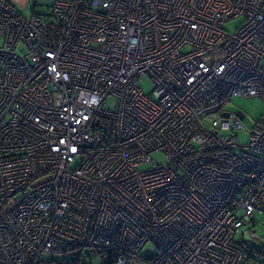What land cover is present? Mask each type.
<instances>
[{"label":"built area","instance_id":"built-area-1","mask_svg":"<svg viewBox=\"0 0 264 264\" xmlns=\"http://www.w3.org/2000/svg\"><path fill=\"white\" fill-rule=\"evenodd\" d=\"M42 7L0 0V264H250L234 242L259 240L264 114L241 144L224 108L264 102V0Z\"/></svg>","mask_w":264,"mask_h":264},{"label":"rangeland","instance_id":"rangeland-1","mask_svg":"<svg viewBox=\"0 0 264 264\" xmlns=\"http://www.w3.org/2000/svg\"><path fill=\"white\" fill-rule=\"evenodd\" d=\"M44 2L45 0L33 1L30 9H35L41 12L43 10L42 5H44ZM33 5L34 7L32 8ZM241 22L242 19H235L233 21H230L226 23L225 30L229 33H233L241 24ZM141 88L143 89L144 94L148 96L153 90V84L151 81L146 80L143 82V84H141ZM236 111H240L244 115V118L241 120V124L243 125L246 132L241 131L239 133V141L241 144H245L248 139V132L251 131L255 122L260 118V116L264 114V102H262L258 98H234L231 103H229L224 108V112L234 113ZM153 159L159 163L162 160V157L158 154L154 155ZM262 203H264V200H262ZM254 228L257 234L260 236V242H255L250 238L247 233V227H243L237 232L235 241L244 243L246 248L252 253L254 257H256L259 261H264V258L259 257L256 252L252 251L254 247H257L259 245L262 248V252H264V213L255 214ZM153 251L154 250L150 248L149 245H147L144 249L141 250V254L149 256L153 253ZM43 259L56 263L68 264H70L72 261L76 262L77 264H104L103 260L89 248H84L80 253H77L75 251L59 255L48 254L44 255Z\"/></svg>","mask_w":264,"mask_h":264},{"label":"trees","instance_id":"trees-1","mask_svg":"<svg viewBox=\"0 0 264 264\" xmlns=\"http://www.w3.org/2000/svg\"><path fill=\"white\" fill-rule=\"evenodd\" d=\"M261 213H264V212H261ZM261 213H257V214H261ZM255 214H254V219L250 223L251 225L250 227H253V228L255 226ZM252 240L255 242H260V236H259V240H254V239ZM234 243L239 248L241 254L243 255V259L245 262L250 263V264H264V261H259L256 257L252 255V253L246 248L244 243H239L236 241ZM252 251L256 252L259 255V257L264 258V252H262V248L259 245L257 247H254Z\"/></svg>","mask_w":264,"mask_h":264},{"label":"crops","instance_id":"crops-1","mask_svg":"<svg viewBox=\"0 0 264 264\" xmlns=\"http://www.w3.org/2000/svg\"><path fill=\"white\" fill-rule=\"evenodd\" d=\"M7 1L15 4L17 9L21 12V14H24V16H30L34 12H39L35 9H30L32 2L35 0H7ZM33 7H34V5L32 6V8ZM27 9L29 10V12ZM26 12H28V13H26Z\"/></svg>","mask_w":264,"mask_h":264}]
</instances>
